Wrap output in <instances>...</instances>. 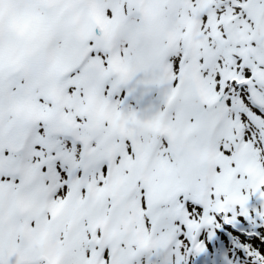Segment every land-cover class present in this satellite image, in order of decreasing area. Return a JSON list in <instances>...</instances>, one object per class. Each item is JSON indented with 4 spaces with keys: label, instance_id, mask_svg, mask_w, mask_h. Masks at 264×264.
<instances>
[{
    "label": "snow or ice",
    "instance_id": "obj_1",
    "mask_svg": "<svg viewBox=\"0 0 264 264\" xmlns=\"http://www.w3.org/2000/svg\"><path fill=\"white\" fill-rule=\"evenodd\" d=\"M29 4L52 6L63 46L16 42ZM138 75L165 86L146 119L110 103ZM251 195L264 0H0V264H136L173 241L180 264Z\"/></svg>",
    "mask_w": 264,
    "mask_h": 264
},
{
    "label": "rangeland",
    "instance_id": "obj_2",
    "mask_svg": "<svg viewBox=\"0 0 264 264\" xmlns=\"http://www.w3.org/2000/svg\"><path fill=\"white\" fill-rule=\"evenodd\" d=\"M24 11L19 13L18 16L24 21V29L22 32L17 34L18 43H21V46L27 47L33 44H45L44 38H46L49 33H53L52 37L50 38V41L48 42V46L53 45L54 43L59 44L63 46L65 44L64 38L56 39L58 33L55 30V24L53 20V14L51 12V7L49 5H43V4H36V11H34V8L32 7V4L24 5L22 6ZM85 7L87 10L89 9V4L85 3L82 5H78V8L81 9L79 18L86 17ZM46 45V44H45ZM141 76V79L137 80H143L144 77L142 75H138L137 77ZM134 81V79H133ZM110 88L111 85H108ZM160 87L163 89L162 93V99L164 102V93H165V86L160 85H145L138 83L137 85H133L131 90L127 87L122 89H117L113 95H112V103L116 105L117 109L121 111L124 114H128L129 112H135L137 114V117L140 119H143V117L150 118L152 116H155L159 111H161L164 108V105L161 103L160 100ZM142 117V118H141ZM250 198V197H249ZM257 200V199H256ZM260 204V201L257 200ZM251 211L253 212V209L251 208ZM259 212V209L257 210V213ZM247 215L240 214V209L237 208V215L235 220L242 222L246 227L247 223L245 222L247 220ZM264 230V226H260L256 228V233L261 234ZM216 227H209L208 235L214 239H221V236L215 233ZM226 235V234H225ZM227 239H223V249H224V255H226L225 260L230 261L234 260L236 255H244V250L236 249L234 247V244H245L247 246H252V240L248 238L247 236L238 237L235 241L232 240L230 237L226 235ZM208 237L205 235V230L202 231V241L204 243V255H208L209 250V244H208ZM260 239H264V232L260 236ZM256 241V240H255ZM201 242V241H200ZM202 243V242H201ZM263 246V245H262ZM222 245L217 248L214 247V251L211 253V259L214 261L220 260V255L218 251ZM261 255H264V249H260L258 251ZM235 255V256H234ZM242 257V256H241ZM203 258L201 262L197 259V264H204ZM209 258V257H208ZM241 258L238 260L236 264L240 263ZM194 263L196 262L195 259H193ZM196 264V263H195Z\"/></svg>",
    "mask_w": 264,
    "mask_h": 264
},
{
    "label": "flooded vegetation",
    "instance_id": "obj_3",
    "mask_svg": "<svg viewBox=\"0 0 264 264\" xmlns=\"http://www.w3.org/2000/svg\"><path fill=\"white\" fill-rule=\"evenodd\" d=\"M175 256H176V254L171 255L170 259L171 260L174 259ZM140 257H145V255L142 254ZM136 264H160V263H159V260L155 259V257H152L149 260H145V259L138 260V261H136Z\"/></svg>",
    "mask_w": 264,
    "mask_h": 264
},
{
    "label": "bare ground",
    "instance_id": "obj_4",
    "mask_svg": "<svg viewBox=\"0 0 264 264\" xmlns=\"http://www.w3.org/2000/svg\"><path fill=\"white\" fill-rule=\"evenodd\" d=\"M90 12H91V10H87V8L85 7V12H84L85 16H87ZM15 39H16V42L18 43L19 40H18L17 35H16ZM19 44L21 45V43H19ZM8 51H9V48H8V44H7V40H6V43H5V53H6V55L8 54Z\"/></svg>",
    "mask_w": 264,
    "mask_h": 264
}]
</instances>
